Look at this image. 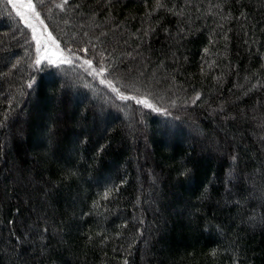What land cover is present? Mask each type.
<instances>
[{
  "label": "trees",
  "instance_id": "16d2710c",
  "mask_svg": "<svg viewBox=\"0 0 264 264\" xmlns=\"http://www.w3.org/2000/svg\"><path fill=\"white\" fill-rule=\"evenodd\" d=\"M31 2L66 60L0 0V264H264V0Z\"/></svg>",
  "mask_w": 264,
  "mask_h": 264
},
{
  "label": "rangeland",
  "instance_id": "374dc122",
  "mask_svg": "<svg viewBox=\"0 0 264 264\" xmlns=\"http://www.w3.org/2000/svg\"><path fill=\"white\" fill-rule=\"evenodd\" d=\"M27 2L28 0H11L10 4L17 15L20 13L18 16L30 28L33 36H35L36 50L38 46L40 48V51L37 52V58L41 62L51 64L57 63L60 60V62L66 60L65 53L59 48L52 37L49 39V33L44 29V26L39 22L34 12L25 6ZM37 41H39V45Z\"/></svg>",
  "mask_w": 264,
  "mask_h": 264
},
{
  "label": "snow or ice",
  "instance_id": "6c2138e0",
  "mask_svg": "<svg viewBox=\"0 0 264 264\" xmlns=\"http://www.w3.org/2000/svg\"><path fill=\"white\" fill-rule=\"evenodd\" d=\"M10 2H11V0H10ZM63 3H67V0H63ZM28 9H30V10H32L33 12L35 11V8H34V5L32 4V2H31V0H28V2H27V4L25 5ZM58 7H63V5L61 4V5H58ZM20 13H18V15H19ZM37 15V18H38V16H39V14L37 13L36 14ZM34 39H35V36L33 37ZM49 39H51V36H49ZM37 43H38V45H39V41H37ZM40 51V48H39V46L37 47V52H39ZM40 59L39 58H37L36 59V61H35V63L36 64H40ZM69 63H71V61H68ZM85 63H88V64H90V61H85ZM101 83H104V81H101ZM199 97L197 96V99H198ZM120 99H128V97H125V96H120ZM141 103H142V101H140ZM148 107H151V105H147Z\"/></svg>",
  "mask_w": 264,
  "mask_h": 264
}]
</instances>
